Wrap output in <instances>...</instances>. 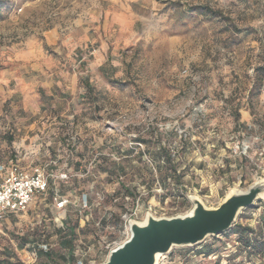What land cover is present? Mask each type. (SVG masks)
<instances>
[{
  "label": "rangeland",
  "instance_id": "374dc122",
  "mask_svg": "<svg viewBox=\"0 0 264 264\" xmlns=\"http://www.w3.org/2000/svg\"><path fill=\"white\" fill-rule=\"evenodd\" d=\"M1 89L0 164L53 177L0 224V264H103L130 219L264 180V0H0ZM262 198L157 264H264Z\"/></svg>",
  "mask_w": 264,
  "mask_h": 264
},
{
  "label": "water",
  "instance_id": "95a60500",
  "mask_svg": "<svg viewBox=\"0 0 264 264\" xmlns=\"http://www.w3.org/2000/svg\"><path fill=\"white\" fill-rule=\"evenodd\" d=\"M263 195L264 180H260L245 191L230 192L218 207H208L190 196L194 205L190 213L171 217L148 214L143 222L132 219L129 238L112 249L103 264H157L159 255L174 246L196 245L229 231L241 211Z\"/></svg>",
  "mask_w": 264,
  "mask_h": 264
},
{
  "label": "built area",
  "instance_id": "2783aa9c",
  "mask_svg": "<svg viewBox=\"0 0 264 264\" xmlns=\"http://www.w3.org/2000/svg\"><path fill=\"white\" fill-rule=\"evenodd\" d=\"M56 165L57 161H51ZM0 224L19 217L25 213L30 206L41 197L46 196L50 189L53 175L42 165H24L19 158L12 159L10 164H0ZM58 209H65L70 203L68 198L56 195ZM84 204H88V199H83ZM130 219L127 222V229L130 233ZM138 220V219H134ZM139 221V220H138ZM123 243V242H122ZM117 244L115 247L120 245ZM38 247L43 252H48L47 242L38 243ZM113 247L112 249H114ZM111 249V250H112ZM110 250V251H111ZM79 264H82L81 262Z\"/></svg>",
  "mask_w": 264,
  "mask_h": 264
},
{
  "label": "crops",
  "instance_id": "0c3cea01",
  "mask_svg": "<svg viewBox=\"0 0 264 264\" xmlns=\"http://www.w3.org/2000/svg\"><path fill=\"white\" fill-rule=\"evenodd\" d=\"M2 90V91H1ZM0 90V94L3 92V89ZM33 84H29L26 89L23 91V96H24V107L25 110L28 112H37L38 108L40 107L41 104H43V100L41 97V92L36 91ZM23 108V107H22ZM26 113V112H25ZM27 116H22L21 118H16L17 120L20 121H27L28 120V114L26 113ZM6 165V164H5Z\"/></svg>",
  "mask_w": 264,
  "mask_h": 264
},
{
  "label": "trees",
  "instance_id": "16d2710c",
  "mask_svg": "<svg viewBox=\"0 0 264 264\" xmlns=\"http://www.w3.org/2000/svg\"><path fill=\"white\" fill-rule=\"evenodd\" d=\"M47 253V252H46Z\"/></svg>",
  "mask_w": 264,
  "mask_h": 264
}]
</instances>
